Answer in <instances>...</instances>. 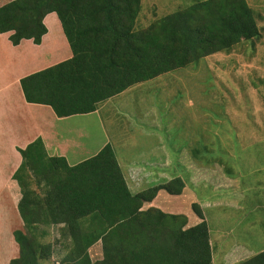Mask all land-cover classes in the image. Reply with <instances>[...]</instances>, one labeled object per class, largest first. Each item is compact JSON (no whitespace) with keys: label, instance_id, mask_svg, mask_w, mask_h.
I'll return each instance as SVG.
<instances>
[{"label":"trees","instance_id":"16d2710c","mask_svg":"<svg viewBox=\"0 0 264 264\" xmlns=\"http://www.w3.org/2000/svg\"><path fill=\"white\" fill-rule=\"evenodd\" d=\"M141 9L142 0L1 5L0 33H10L13 45L23 39L40 45L48 33L44 19L55 12L72 51L20 80L26 101L48 105L58 117L92 113L136 84L262 35L248 0H196L138 28ZM19 151L13 178L24 229L14 230L19 252L7 264H43L55 254V264H214L210 227L197 202L192 209L201 221L195 225L184 214L150 206L160 191L181 195L188 177L134 191L111 143L74 165L49 155L41 137ZM205 155L200 159L211 163ZM55 228L56 238L45 241ZM99 242L102 257L93 260L90 249ZM234 264H264V249Z\"/></svg>","mask_w":264,"mask_h":264},{"label":"rangeland","instance_id":"374dc122","mask_svg":"<svg viewBox=\"0 0 264 264\" xmlns=\"http://www.w3.org/2000/svg\"><path fill=\"white\" fill-rule=\"evenodd\" d=\"M8 1L10 0H4L5 3ZM194 1L196 0H142L137 27H146L153 20L185 8ZM248 2L256 11L262 33L260 38L243 41L230 53H215L186 67L175 69L173 73L162 74L134 85L126 92L103 102L99 112L91 115L93 119L89 116L87 119L81 116L68 119L77 127L84 128L96 123L104 126V129L106 126L104 133L117 143L116 151L119 152V163L124 174L128 160L123 161L126 154L121 149L133 139L143 138L145 132L155 131L154 126H158V133L166 138L168 144L171 140L170 148L177 159L174 163H179L183 156V164L187 162L192 165L194 161L191 156L200 159L203 153L207 154L205 156L208 159L213 155L224 156L229 145L224 146L221 140H236L238 156L253 158L252 162H245L250 166L246 177L241 180L240 195L236 194L238 198L242 196L241 209L245 210L240 211L234 207L236 205L228 200L230 193L227 191L224 199L219 200L223 191L220 186L214 189L189 185L181 195L161 191L157 201L150 206L155 205L169 213L184 214L188 216L189 225H195L199 222V217L193 211L192 203L197 202L206 215L212 238L217 236L220 239L222 254L228 255V251L249 252L243 255L242 260L264 249V140H259L264 138V0ZM56 54L44 65L38 66L50 67V63L65 61L71 55L66 46L60 50L58 48ZM48 56L47 54L46 57ZM156 122L159 124H152ZM218 128H226V135L223 134V129L218 131ZM236 133H243L245 140L251 138L252 142L239 146L240 140L235 139ZM75 134L79 138H86L83 132ZM182 147H187L190 155H186L184 151H174ZM190 149L196 153L193 155ZM149 156L154 157L153 154ZM229 163L237 167L242 162ZM172 166L170 171H173ZM182 171L185 173L184 168ZM149 179L140 190L157 184L151 181L153 178ZM6 216L9 217L7 221ZM16 229H24L18 208L2 210L0 264H7L8 259L18 255L19 246L14 238ZM50 231L52 233L44 239L47 242L53 241L57 235L56 228ZM57 250L59 251V247ZM90 253L93 260L100 259L101 242L91 247ZM220 257L216 256L214 264H225L223 257ZM58 259L59 255L55 254L43 264H55Z\"/></svg>","mask_w":264,"mask_h":264},{"label":"crops","instance_id":"0c3cea01","mask_svg":"<svg viewBox=\"0 0 264 264\" xmlns=\"http://www.w3.org/2000/svg\"><path fill=\"white\" fill-rule=\"evenodd\" d=\"M3 4H5L4 0H0V6ZM44 22L48 27V33L44 35L40 45L35 44L31 39H23L20 44L13 45L9 39L10 33H0V215L4 209L18 208L21 191L18 182L13 178V174L22 162L19 148H25L39 137L44 140L49 155L64 156L71 165L97 154L107 143H111L119 161V152L116 151L117 143L111 141L104 133L106 126L104 129V126L96 123L83 128L74 126L68 120L76 116L85 119L89 116L93 119L91 115L99 112L103 107V102L99 104L95 112L58 117L50 106L26 101L20 83L23 77L37 72V70L45 69L38 66V64L44 65L51 56L55 57L58 48L60 50L61 47L66 46L71 53L70 57L72 56L71 48L57 14L55 12L49 13ZM47 54L49 55L48 58L46 57ZM50 64L52 66L57 63L52 62ZM234 123L236 124L235 120ZM152 124L158 125L159 123ZM157 127L154 126L155 131L145 132L143 138H135L121 149V152L126 154L123 161L128 160L125 175L134 191H139L144 184L150 181L149 178H153L151 181H155V183H160L176 176L188 177L183 192L189 185L203 188L212 187L214 189L220 186L223 191L219 200L224 199V193L227 191L230 193L228 200L236 205L234 207L240 211L245 210V208L241 209L242 196L238 198L236 194L240 195L241 180L246 177L247 169L250 166L245 162H252L253 158L247 155L238 156L237 148L235 149L238 143L236 140L231 142L229 138V141L226 142L223 138L224 141L222 139L221 144L224 143V146L229 145L228 152L223 157L214 156L212 159H207L211 163H204L206 161L196 159L193 156H191L194 161L192 165H188L187 162L183 164V156L179 159V163H174L177 159L170 148L172 145L171 140L168 144L166 138L158 133ZM222 129L223 134L226 135V128H218V131ZM75 132H83V134H86V138L83 136L79 138ZM244 136L243 133L235 134V139L240 140L239 146L252 142L251 138L245 140ZM259 140H264V138ZM118 150L120 151V148ZM174 151L176 153L184 151L186 155H190L187 147L175 149ZM190 151L193 154V149H190ZM149 154H153L154 157H150ZM232 161H241L242 163L234 167L229 163ZM171 166L173 171H170ZM183 168L185 173L182 171ZM200 176L204 177L201 178ZM160 192L152 203L157 201ZM232 192L234 195H232ZM8 216L5 217L6 221ZM204 216L206 218L205 213ZM231 231L232 229L229 230V232ZM219 240L217 236L213 239L211 235L214 263L216 262V256L223 257L225 264H234L241 261L243 255L249 254V252L228 251V255H223ZM238 252L240 253L238 254ZM8 260L10 261V259Z\"/></svg>","mask_w":264,"mask_h":264}]
</instances>
